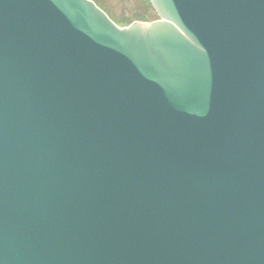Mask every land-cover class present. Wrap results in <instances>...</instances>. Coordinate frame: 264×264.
<instances>
[{"label": "water", "instance_id": "1", "mask_svg": "<svg viewBox=\"0 0 264 264\" xmlns=\"http://www.w3.org/2000/svg\"><path fill=\"white\" fill-rule=\"evenodd\" d=\"M150 1L0 0V264H264V0Z\"/></svg>", "mask_w": 264, "mask_h": 264}, {"label": "rangeland", "instance_id": "2", "mask_svg": "<svg viewBox=\"0 0 264 264\" xmlns=\"http://www.w3.org/2000/svg\"><path fill=\"white\" fill-rule=\"evenodd\" d=\"M116 22L123 26L131 21L153 20L156 18L150 10H144L146 0H94ZM148 12V13H147Z\"/></svg>", "mask_w": 264, "mask_h": 264}]
</instances>
